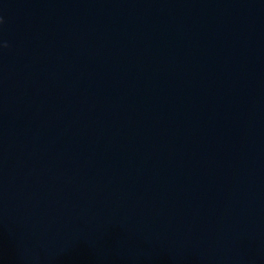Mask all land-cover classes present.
Here are the masks:
<instances>
[{
  "label": "water",
  "instance_id": "95a60500",
  "mask_svg": "<svg viewBox=\"0 0 264 264\" xmlns=\"http://www.w3.org/2000/svg\"><path fill=\"white\" fill-rule=\"evenodd\" d=\"M0 16V264H264V0Z\"/></svg>",
  "mask_w": 264,
  "mask_h": 264
},
{
  "label": "clouds",
  "instance_id": "9594fccd",
  "mask_svg": "<svg viewBox=\"0 0 264 264\" xmlns=\"http://www.w3.org/2000/svg\"><path fill=\"white\" fill-rule=\"evenodd\" d=\"M4 20L3 17L0 16V24H3ZM3 47H9L8 41H3Z\"/></svg>",
  "mask_w": 264,
  "mask_h": 264
}]
</instances>
